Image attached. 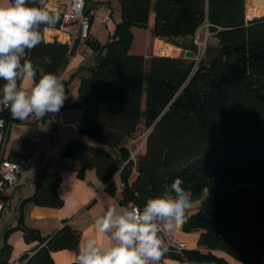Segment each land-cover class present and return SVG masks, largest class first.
<instances>
[{"label": "trees", "instance_id": "1", "mask_svg": "<svg viewBox=\"0 0 264 264\" xmlns=\"http://www.w3.org/2000/svg\"><path fill=\"white\" fill-rule=\"evenodd\" d=\"M118 1L121 20L106 46L96 39L89 42L100 55L71 105L82 110L79 133L96 145L75 141L62 156L81 164L80 178L94 170L107 190L116 194L113 179L122 167L112 151L120 152L126 164L129 143L136 139L145 118V128L151 132L138 157V176L130 185L132 162L120 173L123 202H135L142 209L149 198L163 195L180 177L192 206L198 203V209L186 215L182 231L198 234V247L204 251L167 252L164 257L229 264L213 253L220 251L242 264H264V18L247 20L246 0ZM152 13L154 38L196 51L194 44L187 46L181 40L193 37L209 23L218 39L217 48L200 63L132 54V29L147 30ZM57 14L59 22L49 29H61L63 14ZM41 30L43 40L27 53V59L45 73L61 77L76 46L50 42L44 26ZM45 57L51 59L50 64ZM39 78L37 72L34 83ZM3 83L0 81V87ZM63 85L68 91V83ZM0 118L9 121L11 112L0 113ZM21 158L24 156L17 155L14 160ZM61 183L60 173L50 172L46 165L34 193L23 204L62 208ZM23 232L27 243H38L34 254L19 261L27 264H52L54 252L71 250L80 240V234L69 225L48 237L36 230L24 228ZM11 251L10 245L3 247L1 264H9Z\"/></svg>", "mask_w": 264, "mask_h": 264}, {"label": "crops", "instance_id": "2", "mask_svg": "<svg viewBox=\"0 0 264 264\" xmlns=\"http://www.w3.org/2000/svg\"><path fill=\"white\" fill-rule=\"evenodd\" d=\"M93 1L96 2L98 0H86V7L87 9H90L94 12L93 19L96 16H99L98 19H100L101 16L100 11L99 13L97 11V3H94ZM110 1L111 2L109 3V6L112 9L111 16H113L115 15L114 7L120 6V4L118 0ZM9 2L10 0H0V6H7ZM45 6L46 10L49 12H57L63 14L69 11L70 0H46L43 7ZM152 14L154 17V13ZM121 17L118 18V23L120 22ZM106 19H109V17L105 18L104 20ZM110 24L111 23H109V25ZM151 30V23L149 24V28L147 30L140 28L132 29V33L134 35V42L132 44L131 50L132 54L143 55L146 57L152 55L153 49H155L156 42H160H158L159 39L154 38ZM143 31H145L144 34L147 33V35L145 36L146 43L144 47H138L136 35ZM45 35L49 41H54V38L56 37H58L57 41H62V43H67V41L69 40V35L61 31V29L45 30ZM94 39L97 40V37L93 32H91V40ZM181 41L187 46L193 45L192 37ZM140 49L142 51H145L144 54H140ZM167 54L171 55L170 51H168ZM153 55H156V53H153ZM91 56L85 57L80 54H75L73 57H71L68 65L61 72L60 78L62 80V83H68L69 85L71 82L73 83L76 81L77 83L75 86V91H77V89L79 90L81 84L79 80L80 72L84 69L83 67L86 65V63L89 62V58ZM33 85L34 80L23 79L21 87L25 90H30ZM146 96L147 88L143 97V109L144 104H146ZM77 98V94L75 96L72 95V99L68 102V106H71L73 103H75ZM81 115V109H72L73 120L72 124L68 125V127H72V129L69 128L70 131L66 133L65 128H67V125L58 128V131L63 132L66 138H61L62 142L58 144L57 147L53 145V142L50 145L48 137L43 134L42 124L46 121L47 114L43 117V121L41 124H31L27 122V120H16V122L12 124L11 130L4 145V155L6 158L14 160L15 158H17V155H22L24 156V158H30L37 150L38 145L36 142L41 143L42 153L40 158L34 161L31 167L20 178L17 190L11 198L12 209L3 214H0V252L6 244L12 247V251L8 259L9 264H18L22 256L26 254L32 255L37 251V242L27 243L25 241L23 232L24 228L29 230H36L43 237H48L53 235L65 225H69L73 230L77 231L80 234V240L77 245L71 250L54 252L52 254V264H76L75 255L78 254L79 247L83 241H86L88 239H95L99 245L105 243V235L100 233L94 227L95 220L98 217L102 216L108 207H116L118 211L124 208L122 205V195L118 192H116V194H111L107 190L106 183L98 177L94 170H88L84 178H80L78 176V172L81 168V164L75 160L62 156L64 149L75 141L85 142L89 145H96L95 141L90 142L89 137L79 133L77 125L80 121ZM144 124L145 118L142 119V125L140 126V129L144 128L146 130ZM146 132H148V134L150 133V131L147 130ZM137 133L135 134V138L140 137ZM143 146L144 144L142 143L141 150L144 153L145 150L143 149ZM114 151H116V153L113 154L116 156L120 167H123V156L117 150ZM46 165H48V170L50 172H59L62 177V183L58 192L60 194V197L64 200V206L60 209L39 207L33 204H23V202L31 197V195L34 193L38 176ZM137 176V171L136 173H132V176L129 179L130 185L134 183ZM113 181L117 185L118 189L122 185H124V183L121 181L120 174L116 175ZM21 218H23L22 223H20ZM10 230L13 231L9 233ZM183 234L184 235L179 234V240L187 243L188 249L186 251H204L202 248L198 247V234ZM167 252L174 251L167 248L166 253ZM213 253L217 257L226 260L229 264H237L234 259L223 252L215 251ZM162 259L166 264H206L187 262L185 260L170 259L165 257H163Z\"/></svg>", "mask_w": 264, "mask_h": 264}, {"label": "clouds", "instance_id": "3", "mask_svg": "<svg viewBox=\"0 0 264 264\" xmlns=\"http://www.w3.org/2000/svg\"><path fill=\"white\" fill-rule=\"evenodd\" d=\"M45 0H10L0 6V110L10 109L14 119L25 121L34 116L43 118L57 113L66 99L60 77L34 67L27 53L41 44L44 30L59 22L57 13H50ZM45 63L51 59L45 57ZM38 82L25 90L23 79ZM2 123V122H0ZM184 181L176 177L161 196L149 198L143 208L108 207L95 220L94 227L106 237L99 245L95 239L83 241L75 255L76 264H161L167 248L165 239L173 235L186 220L192 207Z\"/></svg>", "mask_w": 264, "mask_h": 264}, {"label": "built area", "instance_id": "4", "mask_svg": "<svg viewBox=\"0 0 264 264\" xmlns=\"http://www.w3.org/2000/svg\"><path fill=\"white\" fill-rule=\"evenodd\" d=\"M94 17V12L92 10H86V0H70V9L68 12L63 13V24L61 30L65 31L70 35L69 43L72 46H76L75 54H80L82 56H91L94 54V50L90 45L91 41V18ZM110 19H106L103 21V24L109 25ZM209 23H205L198 31L196 32L193 40V44L196 47L195 55L200 58L197 60H201L204 58L205 53L207 51V45L203 42L201 38L200 32L207 30L209 32ZM208 38H206L207 40ZM207 42V41H206ZM161 55H164V51L160 50ZM2 108V106H0ZM5 111H10V109L3 108L0 110V113ZM12 115L11 119L8 121L6 118H0V214H3L12 209L11 198L15 191L17 190L18 184L20 182V178L25 174V172L31 167L32 163L40 158L42 153V147L40 142H36L38 147L36 152L30 158H21L18 160H10L4 155V145L5 141L9 135V132L12 127ZM43 118H36L34 116L27 119V122L31 124H41ZM148 132L145 134V140L148 137ZM143 139V136L140 138ZM140 139L136 138L135 140H131L129 143V152L130 158L126 162L133 163L134 172L137 171V162L138 157L141 154L140 146L143 143ZM140 140V143H139ZM125 164V165H126ZM125 167V166H124ZM121 168L120 172L123 170ZM133 172V173H134ZM117 174V175H118ZM123 189L124 185H122L119 189L117 188L118 193L122 195V205L124 208L131 207H139L135 202H123ZM140 208V207H139ZM165 240L170 245V248L175 253H183L188 249L187 243L179 240L178 237L170 236ZM18 264H27V261ZM161 264H166L163 259Z\"/></svg>", "mask_w": 264, "mask_h": 264}, {"label": "rangeland", "instance_id": "5", "mask_svg": "<svg viewBox=\"0 0 264 264\" xmlns=\"http://www.w3.org/2000/svg\"><path fill=\"white\" fill-rule=\"evenodd\" d=\"M93 2L97 3V11H98V13L100 11V16L101 17H100V19H98L99 16H96L93 19L91 32H93L96 35L97 41L99 42V44L102 47H104V46H106L109 43V41L111 39V36L113 35V33L115 31L116 25L118 24V22H117L118 18L121 17V11H120L121 9H120V6H117V7L115 6L114 7V14L115 15L111 16L112 9L109 6V3L111 2L110 0H98L96 2L95 1H93ZM246 10H247V20H249L251 18L248 17L249 10H248V6L247 5H246ZM118 14H119V17H118ZM107 17H109V19H110V23H111L110 25L103 24L104 19L107 18ZM150 23H151V25L153 27V25H154L153 14L150 17ZM61 31H63V30H61ZM202 31H204V32H200L201 38L203 39V42L206 43V45H207V51H206L205 56L203 58V59H206L209 56L208 54L211 53L214 49L217 48L218 39H217V37L215 36L214 33L210 32V30H209V32H207V30H204V29ZM63 32L66 33L65 31H63ZM144 32L145 31H143L141 33H138L136 35L137 36L136 38H137V41H138V47H144L145 46V43H146L145 36L147 35V33L144 34ZM66 34H68V33H66ZM194 36L192 37V42L194 40ZM57 38L58 37L54 38V40L55 39L57 40ZM206 38H208V39L206 40ZM69 40H70V35H69ZM69 40L67 41V43L66 42H63V43L64 44H68L69 46L72 47V44L69 43ZM161 41H163V40L159 39L158 42H160V43L156 42L155 49H153L152 55H153V53H156V55H154V56L164 57L165 55H161V53H160L161 51L160 50H162L164 47H166V48H168V51H170V53H171V55L170 54L168 55L169 57H179L180 52H181L180 51L181 48H178V47H176V46H174V45H172L170 43H167L165 41L161 43ZM50 42H54V41H50ZM57 42H61L62 43V41H57ZM144 52L145 51L141 50L140 54H144ZM99 55H100V52L97 51V52H94V54L89 58V62L86 63V65L83 67L84 69L80 72V75H79L80 82H82L84 79H86L89 76L90 70L96 65V59H97V57ZM199 58H200L199 56H197V57L195 56V58L193 60H195L197 63H200V60H197ZM90 62H91V64H90ZM148 78H149V66H146L145 79L148 80ZM76 83L77 82L75 81L73 83L71 82L68 85V87H67L68 91H65L66 99H65V101L63 103V106L59 110V112H57L55 114L48 113L46 121L42 124L43 125V134L48 137L50 145L53 142V145L55 147H57L58 144H60L62 142L61 138L62 139L66 138V136L63 134V132H59L58 131V128L61 127V126L63 127L65 125H67V128H65L66 129L65 130L66 133H68L70 131V129H72V127H68V125L72 124V120H73V118H72V107L68 106V102L72 99V95L75 96L77 94V96H78V89H77V91H75ZM145 83H146V80H145ZM146 98H147V96H146ZM145 108H146V104H144L143 112L145 111ZM146 133L147 132H146V130L144 128H141L138 131V133H137L140 136L138 139H140L143 136V139H140L141 141H143V144H145V142H146V140H145V134ZM132 140H135V139H132ZM90 142H94V140L90 139ZM143 149H144V146H143ZM140 151L142 152L141 146H140ZM112 152L116 153V151H112ZM124 166H125V164L123 165V167ZM197 207H198V203L194 204L190 209H188L186 211V215L191 214V212H195L198 209ZM183 233L184 232L182 231V224H181L178 227L177 231L172 236H174L175 238L176 237L179 238V234L180 235H184ZM164 246L166 248H168V249L170 248V245L167 242V240H165V245ZM236 263L237 264H242V263H240L238 261H236ZM210 264H214V263L211 262Z\"/></svg>", "mask_w": 264, "mask_h": 264}, {"label": "water", "instance_id": "6", "mask_svg": "<svg viewBox=\"0 0 264 264\" xmlns=\"http://www.w3.org/2000/svg\"><path fill=\"white\" fill-rule=\"evenodd\" d=\"M251 1L250 0H246V5H250ZM258 5L260 7L259 9V16L253 17L251 19H249V21H258L259 19H263L264 18V0H259ZM54 42H57V40L55 39ZM162 43V42H161ZM195 52L194 51H190V50H185L182 49L180 52L179 57L180 58H185V59H194L195 58ZM209 58L207 57L206 60H208ZM151 132V131H150Z\"/></svg>", "mask_w": 264, "mask_h": 264}, {"label": "bare ground", "instance_id": "7", "mask_svg": "<svg viewBox=\"0 0 264 264\" xmlns=\"http://www.w3.org/2000/svg\"><path fill=\"white\" fill-rule=\"evenodd\" d=\"M250 1H251V3H250V5H248V10H249L248 17L253 18V17L259 16V9H260V7L258 5L259 0H250ZM162 50L165 53L164 55L168 56V54H167L168 48L164 47Z\"/></svg>", "mask_w": 264, "mask_h": 264}]
</instances>
